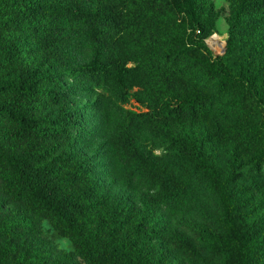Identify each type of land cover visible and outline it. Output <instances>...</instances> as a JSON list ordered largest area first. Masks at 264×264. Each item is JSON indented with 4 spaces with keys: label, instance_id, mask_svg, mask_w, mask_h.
Returning a JSON list of instances; mask_svg holds the SVG:
<instances>
[{
    "label": "trees",
    "instance_id": "obj_1",
    "mask_svg": "<svg viewBox=\"0 0 264 264\" xmlns=\"http://www.w3.org/2000/svg\"><path fill=\"white\" fill-rule=\"evenodd\" d=\"M227 1L226 50L213 59L211 0H0V190L83 262L172 264L150 248L165 238L162 205L180 204L187 180L139 147L141 128L220 198L224 231L205 228L197 240L204 263L264 264V0ZM74 41L89 44L90 82L121 103L108 141L152 192L144 209L110 198L74 147L82 118L61 89ZM129 98L147 111L125 110ZM49 106L56 112L45 114ZM19 229H31L26 217L0 216V264H58Z\"/></svg>",
    "mask_w": 264,
    "mask_h": 264
},
{
    "label": "rangeland",
    "instance_id": "obj_2",
    "mask_svg": "<svg viewBox=\"0 0 264 264\" xmlns=\"http://www.w3.org/2000/svg\"><path fill=\"white\" fill-rule=\"evenodd\" d=\"M211 2L220 12L214 33L205 42L210 58L214 59L225 54L229 29L227 18L231 7L227 0ZM68 50L70 61L61 78V89L68 94L63 104L71 105L82 118L74 147L92 160L95 176L99 183L108 189L110 198L122 199L139 209H144L146 195L152 192L140 187L131 173L126 174L123 171V158L113 150L108 141L115 120L113 112L121 103L115 93L103 91L90 82L89 44L74 41ZM124 109L138 113L147 111L145 106L137 104L132 98H129ZM55 112L56 108L53 106L45 110L47 115ZM133 132L140 148L159 156L178 176L187 180V194L183 201L180 204L169 202L161 207L160 214L168 225L157 222L164 230L165 238L152 243V254L155 258H165L172 264H205L201 257L202 248L197 240L205 228L224 231V212L219 196L210 188L203 173L176 151L171 150L167 143L151 138L141 128H136ZM0 216L10 222L26 217L31 229L26 233L19 229L22 240L48 252L58 264H87L77 257L67 237L56 232L46 219L27 212L21 204L10 202L1 190ZM183 241L194 243L197 252L190 251Z\"/></svg>",
    "mask_w": 264,
    "mask_h": 264
}]
</instances>
